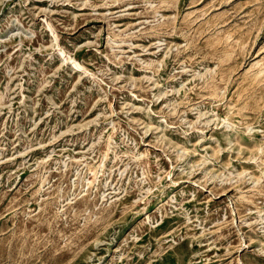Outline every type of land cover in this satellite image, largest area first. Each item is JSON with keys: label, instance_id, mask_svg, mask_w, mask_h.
I'll return each mask as SVG.
<instances>
[{"label": "rangeland", "instance_id": "1", "mask_svg": "<svg viewBox=\"0 0 264 264\" xmlns=\"http://www.w3.org/2000/svg\"><path fill=\"white\" fill-rule=\"evenodd\" d=\"M0 264H264V0H0Z\"/></svg>", "mask_w": 264, "mask_h": 264}]
</instances>
